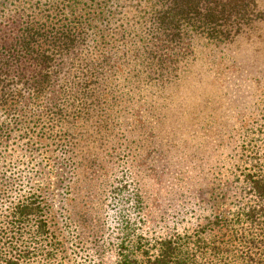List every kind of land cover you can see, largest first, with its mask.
Wrapping results in <instances>:
<instances>
[{"label": "rangeland", "instance_id": "1", "mask_svg": "<svg viewBox=\"0 0 264 264\" xmlns=\"http://www.w3.org/2000/svg\"><path fill=\"white\" fill-rule=\"evenodd\" d=\"M113 6L112 29L138 28L145 0ZM233 35L159 38L164 62L143 79L135 56L125 65L109 52L89 66L94 75L64 57L44 104L23 99L21 121L0 129V263L16 251L8 239L17 206L30 202L38 209L13 244L31 253L20 264H117L125 248L179 233L237 252L206 264H244L238 253L249 246L224 234L257 202L244 195L245 174L264 173V17ZM121 44L138 43L130 34ZM242 220L254 235L264 225Z\"/></svg>", "mask_w": 264, "mask_h": 264}, {"label": "trees", "instance_id": "2", "mask_svg": "<svg viewBox=\"0 0 264 264\" xmlns=\"http://www.w3.org/2000/svg\"><path fill=\"white\" fill-rule=\"evenodd\" d=\"M116 1L0 0L1 130L7 132L10 124L21 121L18 111L23 99L28 97L33 106L44 104L56 81V68L66 56L75 54L72 67L79 75H84V70L96 74L95 68L89 66L93 61L99 65L109 52L125 65L134 62L135 56L138 59L134 70L138 78L143 79L150 74L156 60L164 62L161 52L158 55L159 50L155 49L159 38L177 43L184 36L194 35L211 43L226 42L239 31L240 25L264 17L259 0H145V10L143 7L136 13L138 28L119 26L123 31L120 35L110 27ZM130 34L138 44L136 49L126 51L127 45L121 43ZM109 36L112 42L104 40ZM89 37H92L91 42L87 41ZM72 67L70 65L69 71ZM243 183L244 195L249 194L248 200L257 202L245 204L238 214L237 227L234 225L233 231L224 235L232 244L238 241L249 246L245 253L242 250L238 253L239 262L264 264V225L260 224L264 217V173H246ZM31 204L17 206L12 223L15 232L8 239V247H12L10 253L16 251L3 255L0 264H20L30 256L28 250L18 251L13 244L22 236L18 230L38 209ZM241 220L247 221L253 229L260 224L259 233L244 232ZM46 226L45 220L40 218L37 233L46 231ZM220 244L217 240L207 242L200 235L193 238L179 233L155 238L153 242L148 240L145 247L137 246L130 251L125 248L117 264H206L229 253L237 256L231 246Z\"/></svg>", "mask_w": 264, "mask_h": 264}]
</instances>
